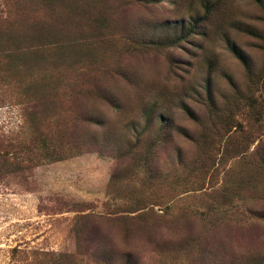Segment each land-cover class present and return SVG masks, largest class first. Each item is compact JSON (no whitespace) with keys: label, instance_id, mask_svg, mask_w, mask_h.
Listing matches in <instances>:
<instances>
[{"label":"rangeland","instance_id":"374dc122","mask_svg":"<svg viewBox=\"0 0 264 264\" xmlns=\"http://www.w3.org/2000/svg\"><path fill=\"white\" fill-rule=\"evenodd\" d=\"M0 264H264V0H0Z\"/></svg>","mask_w":264,"mask_h":264}]
</instances>
